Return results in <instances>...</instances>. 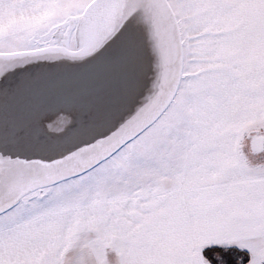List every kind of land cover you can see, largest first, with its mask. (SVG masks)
Here are the masks:
<instances>
[{"label": "snow or ice", "instance_id": "1", "mask_svg": "<svg viewBox=\"0 0 264 264\" xmlns=\"http://www.w3.org/2000/svg\"><path fill=\"white\" fill-rule=\"evenodd\" d=\"M0 264H264V0H0Z\"/></svg>", "mask_w": 264, "mask_h": 264}]
</instances>
